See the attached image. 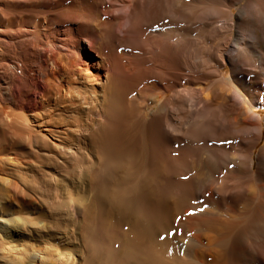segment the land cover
I'll return each instance as SVG.
<instances>
[{
  "label": "bare ground",
  "instance_id": "bare-ground-1",
  "mask_svg": "<svg viewBox=\"0 0 264 264\" xmlns=\"http://www.w3.org/2000/svg\"><path fill=\"white\" fill-rule=\"evenodd\" d=\"M1 145L0 264H264V0H0ZM47 146L96 159L84 260L2 213Z\"/></svg>",
  "mask_w": 264,
  "mask_h": 264
},
{
  "label": "rangeland",
  "instance_id": "rangeland-1",
  "mask_svg": "<svg viewBox=\"0 0 264 264\" xmlns=\"http://www.w3.org/2000/svg\"><path fill=\"white\" fill-rule=\"evenodd\" d=\"M59 137L58 134L54 133L50 138L56 141ZM11 140L14 144H20L18 139L13 138ZM21 144L26 149V145ZM2 147L4 145H1L0 149ZM47 148L39 152L42 155L39 154L34 158H30L32 162L28 161L29 159L26 160L27 157L23 156L19 163L3 165L5 168L4 173L8 174L6 176L14 179L19 184L23 198L19 197L18 199L16 197L15 200L17 199V201H11L13 205L7 206L9 209L7 211L3 210L2 213L7 214L6 217L11 216L12 218L16 214H29L30 224L32 223V225L24 229L23 232L26 233L27 239L31 240L29 241L30 244L33 243L45 254L49 252L47 256L50 254L52 257L55 251L59 253L64 251L73 257L84 260L87 255V244L89 243V240H87L89 238L85 236L89 219L93 215L96 216V211H93L94 206L90 188L92 165H94L96 159L85 157L83 163H80L81 166L74 159H71L72 157L60 154L59 150L51 149L50 146H47ZM83 167H86L85 169L88 171ZM83 170L87 174L83 173ZM89 171L91 173L88 175ZM88 176H90V179ZM80 202L82 205H79ZM79 207L84 210L78 211ZM94 212L95 214H93ZM8 214L11 215L8 216Z\"/></svg>",
  "mask_w": 264,
  "mask_h": 264
}]
</instances>
